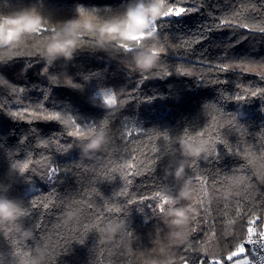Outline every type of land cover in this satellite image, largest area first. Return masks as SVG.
<instances>
[{"label": "trees", "instance_id": "16d2710c", "mask_svg": "<svg viewBox=\"0 0 264 264\" xmlns=\"http://www.w3.org/2000/svg\"><path fill=\"white\" fill-rule=\"evenodd\" d=\"M127 2L0 0V14L27 7L48 18L47 30L29 41L22 55L0 62V188L10 183L7 174L13 162L31 159L29 170L23 176L19 172L12 183L9 198L22 200L25 208H30L32 198L54 197L60 202L41 216L43 225L35 231H32V221L37 218L36 213L43 212L42 208L32 209L25 216L23 224L31 229V240L25 241L14 233L5 236L7 229L0 230V264H23L24 259L36 255L37 247L45 252L41 264H184V259L189 264H199L205 256L208 259L225 257L243 243L247 220L253 214L259 217L256 224L263 226L264 181L257 179V173L261 174V164H264V151H258L264 150V95L249 96L243 101L232 97L242 93L245 87L264 88V75H261L264 73V33L236 26L249 23L264 27V0H167L169 4L199 11L169 18L172 19L169 23L157 21L158 47L163 45L166 51L160 56L162 67L147 75L146 80L142 79L145 74L137 72L131 64L130 53L121 51L109 57L103 52H94L88 36L83 37L82 46L71 62L57 61L51 68L45 65L41 56L44 45L59 22L76 17L77 6L104 19L122 11ZM225 18L233 19L234 23L221 27L218 22ZM209 25L213 27L208 34L210 38L197 43L200 29ZM220 61L233 67L227 72L220 71L216 68ZM237 64L242 67H236ZM44 67L48 68L46 73L42 72ZM177 69L191 74L180 75ZM165 72L171 75L165 76ZM52 75L57 77L55 81ZM106 90L117 97L115 109L103 105L99 92ZM54 94L61 99V104L53 105L48 100ZM212 103L238 117L239 131L233 124L223 122L221 113L211 107ZM54 111L65 118L72 116L81 125L96 124L97 131L107 120L104 125L110 140L107 149L98 153L97 159L83 161L79 146L62 152L60 145L75 139L66 135L71 123L45 121L30 115ZM12 112L19 115L14 117ZM213 117L223 124L219 131L226 143L216 144V153L209 155L207 161H197L200 170H208V195L204 196L199 184L193 183L189 185L192 199L174 205L197 210L195 219H190L185 242L176 244L169 239V228L162 215L148 207L155 201L140 204L139 198L161 185L165 189L174 185L175 196L189 173L198 174L196 167L189 166L180 184L171 178L165 179L167 153L179 147V140L174 143L172 140L182 137L185 130L189 134L203 130L214 132ZM132 120L142 131L137 133L133 129L129 123ZM125 124L132 129L126 138ZM88 139L75 142L80 145ZM154 147L159 157L152 165L154 171L145 170L130 177L128 194L119 195L124 178L119 173L113 174L112 180L102 175L110 166V157L115 159L119 155V162L124 163L125 159L135 156L139 163L145 154L153 155ZM245 150L255 154L250 157L253 163H248ZM52 167H58L59 172L49 183L46 171ZM217 173L221 177L225 173L243 174L247 183L234 189L229 200H224L222 195L231 185L227 179L213 184ZM33 185L36 192L30 191ZM133 198L138 202L127 205L126 201ZM86 201H91L94 207L89 209ZM105 204L126 207L127 218L124 212L107 215L126 220L127 228L107 242H100V230L91 228L84 234V243H79L84 225L96 222L91 214L97 211L95 206L103 208ZM67 205L80 212L79 220L65 227L63 213ZM237 207L241 208L239 217ZM107 223L104 221L99 227ZM193 228L196 230L192 231ZM128 232L132 235H127ZM25 252L27 256L23 255Z\"/></svg>", "mask_w": 264, "mask_h": 264}, {"label": "clouds", "instance_id": "9594fccd", "mask_svg": "<svg viewBox=\"0 0 264 264\" xmlns=\"http://www.w3.org/2000/svg\"><path fill=\"white\" fill-rule=\"evenodd\" d=\"M77 6L75 18L59 22V27L49 37L41 53L42 59L48 68L54 67L57 61L71 62L83 43V37L91 39L94 52H103L111 57L121 51L130 53V62L137 72L151 75L159 70L162 65L160 57L154 54L153 49L159 45V39L154 25L165 11L161 0H128L122 6V11L101 19L92 12L86 11L81 16ZM48 18L34 8H21L7 14H0V62L9 61L22 54L27 48L29 41L35 39L46 29ZM123 46V47H122ZM55 81L57 77L52 75ZM117 103L110 109H115ZM109 108V107H107ZM234 128L239 131V119L236 116L233 121ZM110 143L109 137L103 129L96 131L86 143L79 145L81 160L97 159V154L107 149ZM179 147H173L169 161L164 168L165 179L171 178L174 183L184 181L186 169L192 161H207L210 155V145L207 141L189 143L183 139L178 141ZM19 169L10 165L7 178L9 184L0 188V230L7 229L4 235L17 234L27 241L33 239L30 228H25L24 202L19 199L9 198L8 192L12 183L18 177ZM257 179L264 181V175L257 173ZM231 187L223 193V199L229 200L234 189H239L247 183V177L243 174L228 176ZM171 206L162 213V219L169 228V239L176 244L184 243L187 236V228L191 217L197 214L192 207H176L181 201L192 199L190 187L183 183L176 195L170 198ZM210 202V200H209ZM79 220V212L71 209L63 213L65 227ZM127 228L126 220L105 224L100 229V242L112 241L118 233ZM36 255L31 259H24L23 264H41L45 252L40 247L35 249ZM156 264V262H154Z\"/></svg>", "mask_w": 264, "mask_h": 264}, {"label": "snow or ice", "instance_id": "6c2138e0", "mask_svg": "<svg viewBox=\"0 0 264 264\" xmlns=\"http://www.w3.org/2000/svg\"><path fill=\"white\" fill-rule=\"evenodd\" d=\"M161 4L164 7L165 11L163 12V15L161 16L160 20L163 23H169L172 19L169 18H179L185 15H190L193 12L199 11L198 8H186L183 6H175L174 4L167 3V0H161ZM81 16H84L85 10L82 8L80 9ZM238 15V14H237ZM219 25L222 27L223 25H232L234 23L233 19H221L219 20ZM237 27L243 28L247 31H258L260 33H264V27H254L253 25L249 23H237ZM159 25L156 23L154 25V31L156 33L158 32ZM47 29H44L43 31H46ZM55 31V29H53ZM213 31V27L211 25L202 27L197 35V43H203L204 41L208 40L209 33ZM123 47V46H122ZM166 49L165 46L160 45L159 47L153 49L154 54L158 55L159 57L165 53ZM22 55V54H20ZM236 67H242V65L237 64ZM233 67L232 64L226 63L224 61H220L216 64V68L220 71L227 72L229 68ZM48 71L47 67L42 68V72L46 73ZM177 72L180 75H190L191 73L186 71L185 69H177ZM165 76L171 75L169 72L164 73ZM261 75H264L262 73ZM149 77L147 75L142 76L143 80L148 79ZM239 87V86H238ZM22 90V89H21ZM103 105L106 107L111 108L113 104L117 103V97L111 90L101 91L100 93ZM258 95H264V88L256 87L255 89H250L248 87H245L243 89L242 93H239L232 97L236 101H243L248 99V97L256 98ZM227 99V98H225ZM150 102V101H149ZM123 102H121L122 104ZM205 107H209V104H206ZM211 107L215 110L221 113L223 117V122L227 124H233V121L235 119V115L232 113H227L223 110L222 107L218 106L216 103H212ZM12 116H18L19 114L17 112L10 113ZM30 115H33L37 118L43 119L45 121H56L61 124H68L71 123V129L67 131L66 135L67 137H73L75 138L72 141H69L66 145L61 144L60 148L62 152L67 153L69 149L79 146L76 144V140H83L85 138H90L92 135H94L97 131V125L96 124H89V125H81L78 124L75 119H73L72 116H68L65 118L60 114L59 111L49 112L46 114L36 113L32 112ZM214 127L215 131L210 132L209 130H203L198 133L189 134L187 130H185L184 135L182 137H174L172 142H176V140H185L189 143H199L200 141H207V143L210 145V155L213 153H216V144H225L226 141L222 138V134L219 131V128L223 126L221 121L217 120L215 117H213ZM129 123L132 124L133 129L137 131H142V129L137 128V122L135 120L129 121ZM107 124V120L103 121V123L99 126V129H103L105 131L104 125ZM243 127V126H241ZM125 138L132 134V129L128 128V124H125ZM164 139H169L167 131L163 133ZM125 142L128 141L125 139ZM45 146H47V143L45 142ZM231 150V149H229ZM157 149L153 148V155L151 157L147 156L145 154L144 160L140 161L139 163H136V157L133 156L131 160L125 159L124 163H120L119 160L121 157L117 155L115 159H112L110 157V166L107 168L106 171L102 173L108 180H112L114 178L115 173H119L120 177L124 178V186L122 187L119 195L126 196L128 194V185L132 184V179L130 177L141 174L142 171H154L152 165L159 160V157L155 155V152ZM258 151H264V150H258ZM238 154V153H237ZM255 154L245 150L244 156L248 158V163H253L254 159L250 157H254ZM217 158H219V155L217 154ZM213 161H210L212 163ZM32 163L31 159H26L23 162H13L12 165L15 168L19 169L20 174L23 176L24 173H26L29 170L30 164ZM190 166H194L198 169V174L192 175L189 173L185 183L189 186L193 183L199 184L203 195H208L207 186L209 185V176H208V170L199 169V165L197 161L190 162ZM240 168L245 167L244 165H240ZM238 169H233V171H236ZM59 172L58 167H52L49 168L46 171V178L49 183H51L54 179V177H57ZM261 175H264V164H261ZM24 179H30V177H24ZM227 179L228 175L227 173L224 174V176H220L219 173L216 174V176L213 178L212 183L215 184L218 182V180ZM175 186H171L168 189H165L163 185H161L159 188L153 190V192L149 195H144L139 198V203L143 204L144 201L151 200L155 201V203L149 204L148 207L152 208L154 211L158 213H162L166 209L167 206H171V199L174 197L173 191ZM32 191L36 192L37 189L35 185L32 186ZM138 201L136 199H129L126 201L127 205L136 204ZM54 197H45L43 200H37L35 198L31 199V205L30 208H25L24 215H29L32 209L42 208V213H36V219L32 221V231L37 230L43 225V220L41 219V216L44 214H47L49 210L52 207H55L57 205ZM88 204V208L92 209L94 207L93 203L91 201H86ZM67 209H71L73 211L80 212V209L72 208L71 205L66 206ZM97 208V211L91 213L95 217V223L91 224H85L83 233L79 236L78 240L79 243H84V234H86L89 229L91 228H97L101 229L99 227L100 223L107 221L108 223L117 222L120 217L119 216H110L107 214H113V213H121L124 212L125 216L124 218H127V209L124 207V205L117 206L116 204H105L103 208H100V206H95ZM225 207H228V205H225ZM241 213V208L237 207L236 210V216L239 217ZM195 217H193V220ZM259 219L258 216L253 214L251 218L247 220V239L245 242L240 243L236 246V248L232 251H230L225 257L221 258H212L208 259L207 256L204 258H201L199 260V264H205L207 261V264H226V262H232V264H255V261L250 260L247 255L244 256L243 259H234L236 257L241 256L242 254H245L246 251H250L253 257H256L258 253H261L258 257L260 264H264V245H261L260 247H253L251 249H246L245 244L248 245H257L259 241L257 239H254L253 237L257 235L256 229L254 225L256 224L257 220ZM233 221L229 220V223H232ZM196 229L193 228L192 231H195ZM72 231H76L74 228ZM127 235L131 236L132 233L128 232ZM259 240L264 241V231H260L258 233ZM19 254V253H18ZM23 255L27 256L28 253L25 252ZM184 264H189L187 259H184Z\"/></svg>", "mask_w": 264, "mask_h": 264}, {"label": "built area", "instance_id": "2783aa9c", "mask_svg": "<svg viewBox=\"0 0 264 264\" xmlns=\"http://www.w3.org/2000/svg\"><path fill=\"white\" fill-rule=\"evenodd\" d=\"M254 227H255V229H256V233H257V235L254 236L253 238H254V239H257V240L259 241V243H258L257 245H248V244H245V247H246L247 249H251V248H253V247H260L261 245H264V241H260V240H259V235H258V233H259L260 231H264V227H261V226H259V225H257V224H255ZM246 239H247V232H246V234H245V236H244V240H243V242H245ZM249 252H250V251H249ZM260 254H261V253H258L256 257H253L252 254H251V252H250V260L255 261V264H260L259 259H258V257H259Z\"/></svg>", "mask_w": 264, "mask_h": 264}, {"label": "rangeland", "instance_id": "374dc122", "mask_svg": "<svg viewBox=\"0 0 264 264\" xmlns=\"http://www.w3.org/2000/svg\"><path fill=\"white\" fill-rule=\"evenodd\" d=\"M101 92H99V94H100ZM51 96V95H50ZM50 96H49V98H48V100L53 104V105H58V104H61V99L56 95V94H54L53 96H51V100H50ZM30 191H32V189L30 188ZM263 226L262 227H264V217H263ZM234 259H240V258H234ZM227 264H232V262H228Z\"/></svg>", "mask_w": 264, "mask_h": 264}, {"label": "crops", "instance_id": "0c3cea01", "mask_svg": "<svg viewBox=\"0 0 264 264\" xmlns=\"http://www.w3.org/2000/svg\"><path fill=\"white\" fill-rule=\"evenodd\" d=\"M246 249H247V248H246ZM245 255H247V256H248V258L250 259V252H249V251H246V253H245V254H242L241 256H239V257H236V258L243 259Z\"/></svg>", "mask_w": 264, "mask_h": 264}]
</instances>
